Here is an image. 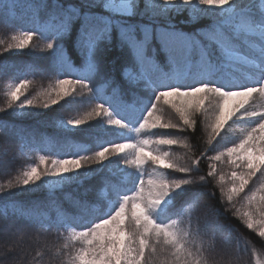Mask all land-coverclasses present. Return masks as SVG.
Returning a JSON list of instances; mask_svg holds the SVG:
<instances>
[{"label": "snow or ice", "instance_id": "obj_1", "mask_svg": "<svg viewBox=\"0 0 264 264\" xmlns=\"http://www.w3.org/2000/svg\"><path fill=\"white\" fill-rule=\"evenodd\" d=\"M0 10L10 14L15 5L0 0ZM30 11L36 27L0 40V52L31 46L50 53L58 74L72 71L73 61L83 69L74 70V78L58 75L42 105L21 100L32 83L27 78L8 84L0 113L47 109L82 86L98 102L84 117L61 121L63 128L77 129L102 118L119 134L135 137L102 145L91 155L83 145L70 157L38 155V163L0 184V195L14 188L54 189L114 164L131 187L116 189L117 199L109 202L107 212L93 218L83 214L89 207L85 200L74 201L68 212L57 211L55 219L35 207L15 206L16 218L25 223L0 227V264H243L241 253L251 245L236 236L235 248L229 250L235 229L220 220L232 211L264 242V183L257 190L249 187L253 178H264V0H259L258 11L253 0H35ZM185 12L187 24L195 25L201 17L212 22L179 30L173 18ZM34 37L39 44L31 43ZM113 48L125 55L120 81L104 77L112 88L108 96L93 88L91 80ZM129 94L133 104L125 103ZM161 102L175 122L166 119ZM198 117L207 132V147L199 154L187 138L154 131L194 133ZM240 122L248 126L238 142L209 155L224 139L226 126ZM141 133L150 135L141 138ZM174 147L186 151L177 155ZM205 157L208 170L201 175ZM218 163L229 171H218ZM86 165L100 168L81 171ZM210 181H216L219 201L214 202L215 192L206 197L201 191ZM238 201L244 202L243 210ZM53 227L63 243L42 244L38 234ZM20 232L29 237L28 248L16 239ZM218 236H223L219 251ZM249 256L250 264H264V252L253 249Z\"/></svg>", "mask_w": 264, "mask_h": 264}, {"label": "trees", "instance_id": "obj_2", "mask_svg": "<svg viewBox=\"0 0 264 264\" xmlns=\"http://www.w3.org/2000/svg\"><path fill=\"white\" fill-rule=\"evenodd\" d=\"M5 2L15 5V10L10 14H5L0 10V40H8L11 35L18 34L21 30H30L36 27L32 22L30 11V6L35 0H5ZM242 2L247 4L249 0H242ZM253 2L255 10L258 11L259 0H253ZM187 19L188 13L185 12L175 16L173 23L177 29L189 32L194 27L207 26L212 22L210 17H201L193 25L185 23L184 21ZM31 43L36 45L39 44V41L34 37ZM40 46L42 47V45ZM68 52L74 56L70 49H68ZM49 55L50 53L47 51L41 52L38 48L33 50L31 46L23 50L0 52V107L6 106L7 98L5 93L8 84L27 78L32 83L26 89L25 96L21 98L33 99L35 104L42 105L47 99L46 93L54 86L58 75L60 78H74V70L83 69L82 63L73 61L72 71L65 70L62 74H58L52 70L51 62L48 60ZM124 55L119 49L113 48L101 58L99 75H93L91 80L93 88L102 89L104 95H112V88L105 85L104 77L107 76L114 78L118 82L120 81ZM158 63L163 65V59L161 58ZM145 71L154 72V69L145 68ZM147 95H151V93L148 92ZM142 98L147 102L146 96H142ZM96 102L98 101L88 94L87 89L78 86L77 91L71 97H67L60 104L50 106L47 109L43 107H28L16 109V111L9 109L7 112L0 113V184L7 183L9 179H14L15 176L19 175L22 170L39 162V154L37 152L33 153L30 158H26L22 153L25 140L31 137L28 134L30 131H36L40 135L43 143L41 155H48L51 158H57L58 156L51 145L50 138L53 136L68 139V145L72 149L71 155L78 151V145L86 146L88 154L91 155L98 150L99 142H104L105 144L122 142L123 139L116 132L103 129L104 120L102 118L92 119L73 131H63L57 126L60 121L84 117L94 108ZM125 103H134L132 94L125 97ZM161 108L165 113L166 119L171 118L175 122L176 117L171 109L167 105H163L162 102ZM197 119V129L194 133L191 131L181 133L175 130H168L165 133V130H158L156 135L168 134L173 137L187 138L189 143L196 146L197 154H199V151L207 147V132L200 123L201 118L198 117ZM227 129L226 126L225 131ZM222 136H224V139L214 144L215 151L210 150L209 155H214L216 152L222 151L226 146H231L233 142H238L236 139L231 138L226 140L223 133ZM172 151L177 155H182L186 150L174 147ZM1 161L7 164L6 169L1 168ZM208 164L209 161L206 157L201 160L199 165L201 175L206 174ZM89 167L91 169L100 168L99 165H86L85 169L81 171H88ZM217 168L218 171H222L225 174L229 171L228 166L223 163H218ZM127 171H131V169ZM175 175L180 174L177 173ZM120 176H123V171L117 169L114 164L110 168L90 173L79 181L63 184L59 189L55 190L30 187L27 191H21L18 188L5 191L3 195H0V227L11 225L13 221L19 225L25 223V220L16 218L14 207L17 205L28 208L35 207L38 211L46 212L51 218L55 219L57 211L68 212L69 209H74V201L85 200L88 202L89 207L83 214L88 218L97 217L104 211L106 202L111 199L114 201L117 199L115 195L116 189L123 190L131 187V184L127 186L119 184L118 178H121ZM261 183H264V178H253V182L250 183L249 187L253 186V190L255 188L257 190ZM201 191L205 193L206 197L215 192L214 202L220 199L216 181H210L208 186L203 187ZM98 192L100 193L99 198H97ZM237 207L243 210L244 202L238 201ZM221 210L223 211L222 205ZM5 212L7 213L6 216L4 215ZM220 223L235 229L232 233L233 242L229 245V250L235 248L236 236L242 237L243 240L248 241L251 245L248 253H241L243 264H250L249 254L253 249L264 252V242L261 241V238L248 230L238 218L234 217L232 211L224 212ZM76 227L79 229L81 226L77 225ZM63 231V229H60V232ZM38 235L42 244L58 245L63 243V239L58 238L59 233L55 227L47 233L40 232ZM64 235H67V233H64ZM36 236V232L31 234L32 239H35ZM16 239L21 240L25 247L28 248L29 237L24 236L23 232L18 233ZM222 239L223 236L217 237V251L223 246L220 244ZM29 250L31 249L29 248Z\"/></svg>", "mask_w": 264, "mask_h": 264}, {"label": "rangeland", "instance_id": "obj_3", "mask_svg": "<svg viewBox=\"0 0 264 264\" xmlns=\"http://www.w3.org/2000/svg\"><path fill=\"white\" fill-rule=\"evenodd\" d=\"M259 6V4H258ZM7 90V88H6ZM21 100H23L21 98ZM257 107H259V105H257ZM61 122V121H60ZM60 122L57 123V126L59 127V129L63 130V131H73L74 129H71L70 127L68 129H65L61 126ZM66 122V121H64ZM231 123V122H230ZM247 123L246 122H240V123H237V124H233L231 127H227L228 129L225 131L226 132V140L228 138H231V139H236L238 141V138H239V135L241 133V131L243 130H246L247 128ZM103 128L107 131H115V132H118L119 133V130L115 129L114 127L113 128H109L106 123L104 122L103 123ZM156 132V130H154ZM35 133H30V135H34ZM120 135H123V134H120ZM150 135L149 133H146L145 135H142L141 134V138H145L146 136ZM125 136H130L132 138L135 137V134L134 133H131V134H128V133H124V137L123 139L125 138ZM36 140L34 139H28L24 142V147H23V150H22V153L25 157L29 158L31 156V154L34 152V151H40L41 149V146H42V143H41V140L39 138V136L36 134ZM155 138V137H153ZM52 143L54 144V147L57 149V152H58V157L59 156H64V157H69V151H70V148L67 146V147H64L63 144L64 142L63 141H59L58 139L56 138H53L52 139ZM104 145V144H101L99 145V148ZM64 147V148H63ZM6 163L5 162H2L1 161V168L2 169H6ZM124 180V179H123ZM63 185V184H62ZM62 185H60L59 187L57 188H54V189H49L47 188L46 186H42V188L44 190H55V189H59ZM250 188L253 189V186H251ZM256 190V188L254 189ZM108 206H109V203H108ZM108 210V207L107 209L105 210V212H107ZM229 247V246H228Z\"/></svg>", "mask_w": 264, "mask_h": 264}]
</instances>
